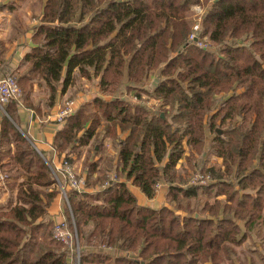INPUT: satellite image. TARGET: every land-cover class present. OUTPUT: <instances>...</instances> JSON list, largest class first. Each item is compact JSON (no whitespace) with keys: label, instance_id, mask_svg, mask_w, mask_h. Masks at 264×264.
Returning <instances> with one entry per match:
<instances>
[{"label":"trees","instance_id":"1","mask_svg":"<svg viewBox=\"0 0 264 264\" xmlns=\"http://www.w3.org/2000/svg\"><path fill=\"white\" fill-rule=\"evenodd\" d=\"M24 3L0 6L13 13L10 44L33 31L16 69L0 40V76L14 75L23 91L0 107V145L8 146L0 153V187L4 175L10 191L0 203V264H77L73 247L62 249L53 238L54 165L21 127L18 104L49 113L59 95L73 90L75 98L80 78L115 96L124 85L138 90L153 74L148 92L160 99L157 111L95 95L55 134L54 149L69 161L71 152H101L112 135L115 170L126 179L103 187L108 172L86 157L84 189L67 193L80 264H226L236 245L264 262V0ZM195 4L204 9L199 33L208 47L188 41ZM30 11L32 25L23 19ZM40 91L46 96L37 101ZM118 126L129 133L116 139ZM187 150L188 163L201 160L213 181L185 184L178 164ZM212 157L222 164L209 166ZM129 180L149 198L158 182L168 184L167 204H140Z\"/></svg>","mask_w":264,"mask_h":264},{"label":"crops","instance_id":"2","mask_svg":"<svg viewBox=\"0 0 264 264\" xmlns=\"http://www.w3.org/2000/svg\"><path fill=\"white\" fill-rule=\"evenodd\" d=\"M25 0H0V6L7 4L9 2H14L19 3L17 5L22 6V4H20V2H23ZM13 16V13L11 11H9L8 9H0V40H3L6 42L7 46L10 47L9 52L7 53V56H10V65L13 69H16L20 63L21 58L24 56V54L30 50L31 46H32V42H31V37H32V29H30L25 35H23V37L19 38V39H15L13 41L12 44L9 43V37H10V28H11V18ZM29 22V21H28ZM36 22V20H34V22H32V24H34ZM31 24V25H32ZM0 65H1V58H0ZM2 77V76H0ZM80 79H84L85 81V86L89 87L92 85L91 89L89 90H79L76 95H75V100H76V110L78 109V107L85 101L90 100L91 98H93V96L95 95H99L102 96L106 99H111V98H116L118 100H126L129 101L130 103H139V104H144L145 106H147L148 108H150L152 111H156L158 109L159 106L160 107V100H155V97H152L148 92H146L145 90H143L141 92V95L139 96V98H141V100L144 101H139L135 98L136 96V91L137 88H134L135 86L133 85H124L115 96L112 95H107L104 94L100 91L99 89V85L97 84V82H93V84L91 83V81L85 79V78H80ZM64 96L59 95L57 98V103L56 105L50 110V112L45 113H38L37 111L33 110V109H29L27 107H25L23 104H18V119L20 121L21 127L26 129L29 133V135L32 138L33 144L36 146V148L39 151H44V153L46 154V157L48 159H51L54 166L55 165H59L61 160L63 159V157L67 156L66 153H62L60 154L58 151H56L53 147V141H54V137L56 132L62 128V126L64 125L63 123H57L54 120V114L55 112L59 109V107L63 104L64 102ZM146 96H148L149 98H147ZM147 101H150L151 103H153V106L156 107V109H153L151 107V105H149L147 103ZM168 107V106H166ZM100 131L104 132L105 129L103 127V125L100 127L99 129ZM129 132L128 131H124L122 132L121 128L118 126L117 127V134H116V139L120 136V137H125ZM8 151L7 148H5V145L1 146L0 145V153L1 154H6ZM189 154V151L187 150L185 153V156H183V158L180 160L179 164H178V168H187L188 166H191L188 163L187 157L186 155ZM71 158H72V163L75 166V169L78 173H80L81 175H83L85 178H87L88 176V168L85 166V161H86V157L88 156V162H92V161H99V165L97 167L98 171H106L109 173H111L112 171L116 172L117 170H115V168L117 167V162H118V149L116 148L115 144H114V139L112 138V135L107 136L105 138L104 141V146H103V150L99 153H89L87 152V149H84V151L81 153V155H78L76 152H71L70 154ZM113 159V166L112 167H108L106 164L108 163L109 158ZM223 159L221 157H212L211 163L209 164H222ZM77 167V168H76ZM192 167V166H191ZM118 172V171H117ZM97 173H94V176H96ZM107 174V175H108ZM120 181H124L126 180L124 176L119 178ZM128 187L130 188V190L135 194V196L138 199V202L142 205H147V206H151L153 208H159L165 204H167L166 201V194H167V189H168V184L163 183V182H158L161 183V186L159 189H157V193L154 197L149 198L147 197L140 189V187H138L137 185H134L132 183L131 180H129L128 182ZM6 188H8L7 186L5 188H0V190L4 189L6 191ZM99 188L98 185L94 186V187H88L86 190L87 191H94L97 190ZM9 189V188H8ZM221 197H225V195H222ZM62 201L63 198L61 196L60 193H58V195L53 199V201L51 202V205L49 206V213L53 218V221H57L60 217L63 218L64 216V212H62ZM60 218V219H61ZM252 238L256 241V247H258L260 250L263 246V244H261L262 239L258 236H256L255 234H253ZM243 246V245H236L234 246L235 249L231 250L229 252V257H230V261L234 260L235 258L238 259V257L236 256V252L238 251V247ZM247 246V245H245ZM248 247V246H247ZM249 248V247H248ZM248 253H251V255H254L255 258L260 262V264H264V262H262L258 255L249 248ZM251 257V256H250ZM228 264V259L226 260ZM242 264V263H241Z\"/></svg>","mask_w":264,"mask_h":264},{"label":"built area","instance_id":"3","mask_svg":"<svg viewBox=\"0 0 264 264\" xmlns=\"http://www.w3.org/2000/svg\"><path fill=\"white\" fill-rule=\"evenodd\" d=\"M198 7V11H200L203 15L204 11L200 5H196ZM201 20L202 16L197 19L195 24L193 25V30L189 34L188 41L196 42L201 47H208V44L201 39L200 37V29H201ZM21 95V87L17 78L12 74H7L0 77V105L6 104L9 100L15 99L20 100ZM149 98L148 96H146ZM135 98L139 101H144L139 98L138 95ZM150 99V98H149ZM160 100V99H155ZM149 105L153 109L156 107L153 106V103L147 101ZM76 100L67 98L64 100L63 104L59 107V109L54 114V120L57 123H63L69 116H71L76 110ZM54 173L58 182V187L60 188L61 193L65 196L68 201V191L70 189L82 190L85 187L86 178L78 173L75 169L74 164L68 159H62L59 165H55L53 167ZM1 178H4V175H1ZM119 175L117 172H111L107 175V178L103 184V187L109 186L110 184L119 180ZM212 176L210 173L197 172L194 174L192 178V184H202L210 181ZM161 183L157 184V189H159ZM53 238L59 243H63L65 246H69L70 241L73 238H77L76 231H72L69 229L68 221L65 217L56 221L52 228ZM73 247V246H72Z\"/></svg>","mask_w":264,"mask_h":264},{"label":"rangeland","instance_id":"4","mask_svg":"<svg viewBox=\"0 0 264 264\" xmlns=\"http://www.w3.org/2000/svg\"><path fill=\"white\" fill-rule=\"evenodd\" d=\"M27 1V0H26ZM29 1V0H28ZM16 4H19V3H16ZM20 4H22V6H26V3L23 2H20ZM196 5H200V4H195L192 6V10L194 11V14H195V17H196V21L197 19L199 20V18L203 15L200 11H198V7H196ZM201 6V5H200ZM202 7V6H201ZM203 8V7H202ZM198 9V10H197ZM204 11V9H203ZM30 14H31V11L30 13H23V19L24 21L26 22H30V24H32V22H34V19L32 20V18L30 17ZM204 14V13H203ZM31 19H30V18ZM155 77H156V74H153L152 76H150L149 78L145 79L143 82L137 84L138 85V90L136 91V93H140L142 92L143 90H145L146 92H148L149 89L152 88V83L153 81L155 80ZM80 86H78V91L79 90H82V91H85V90H89L91 89L92 85L87 87L85 86V80L84 79H80ZM93 84V82H91ZM139 87H143L139 90ZM72 91L73 90H70L69 93H67L65 96H64V100L67 99V98H71L72 96ZM149 93V92H148ZM151 95V94H150ZM23 96V91H22V88H21V95L20 97ZM45 96H46V92L45 91H40L39 93L37 92V98L36 100H40L41 99H45ZM152 96V95H151ZM153 97V96H152ZM0 107L3 108V106L0 105ZM159 108V106H156ZM158 110V109H157ZM156 110V111H157ZM210 143V139H208V144ZM6 145V144H4ZM5 148L8 149V146H5ZM46 160L47 162L49 163L48 161V158L46 157ZM196 163V162H195ZM54 165V164H53ZM77 168V167H76ZM52 171H54V169L52 168ZM179 171L183 177V179L185 180V184L186 185H201V184H192V178L194 177V174L197 173V172H203V173H210V171L206 170V169H203V166H202V161L199 160L193 167L191 166H188L187 168H179ZM54 173V172H53ZM54 176H55V173H54ZM212 176V174H211ZM5 176L2 180V185L0 188H5L7 186L6 184V180H5ZM56 178V176H55ZM57 181V179H56ZM211 181H213V177L210 181L206 182V183H202V184H208L210 183ZM58 183V182H57ZM183 183V182H182ZM57 186H59L57 184ZM58 190H59V193L61 194L62 198H63V201H62V212H64V217L65 219L68 221V226H69V229L74 231L75 229V220H74V216L72 214V210H71V206H70V203H68L67 199L65 198V196L61 193L60 191V188L58 187ZM10 191L8 188H6V191L4 189L0 190V203L2 202H6V198L8 197ZM71 210V211H70ZM68 212H69V215L71 214V217L69 218V215H68ZM61 218V217H60ZM60 218L58 220H60ZM57 220V221H58ZM56 221H53V224H52V227H51V232H52V228L54 226ZM57 243H59L58 241H56ZM69 247H72L73 246V250H74V253L75 255L77 256V264H80V256H81V250H82V247L80 246L79 244V239L78 237L77 238H73L70 243H69ZM60 247L62 249L66 248V246L63 244V243H60L59 244ZM238 251L236 252V256L238 257L235 258L234 260L230 261V257L228 256V264H260V262L255 258L254 255H251V253H248V250L249 248L245 245L243 246H240L238 247L237 249ZM251 256V257H250Z\"/></svg>","mask_w":264,"mask_h":264},{"label":"water","instance_id":"5","mask_svg":"<svg viewBox=\"0 0 264 264\" xmlns=\"http://www.w3.org/2000/svg\"><path fill=\"white\" fill-rule=\"evenodd\" d=\"M164 115V114H163ZM143 264H144V262H143Z\"/></svg>","mask_w":264,"mask_h":264}]
</instances>
